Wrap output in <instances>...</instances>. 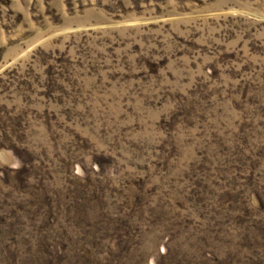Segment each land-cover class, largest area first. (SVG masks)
<instances>
[{
  "label": "rangeland",
  "instance_id": "obj_1",
  "mask_svg": "<svg viewBox=\"0 0 264 264\" xmlns=\"http://www.w3.org/2000/svg\"><path fill=\"white\" fill-rule=\"evenodd\" d=\"M0 264H264V0H0Z\"/></svg>",
  "mask_w": 264,
  "mask_h": 264
}]
</instances>
